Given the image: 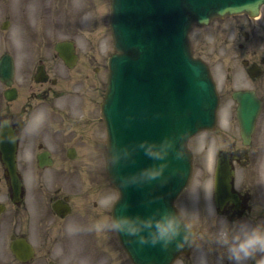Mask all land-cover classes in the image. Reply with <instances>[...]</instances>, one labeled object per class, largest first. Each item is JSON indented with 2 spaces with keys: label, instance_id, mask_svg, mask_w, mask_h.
<instances>
[{
  "label": "flooded vegetation",
  "instance_id": "flooded-vegetation-1",
  "mask_svg": "<svg viewBox=\"0 0 264 264\" xmlns=\"http://www.w3.org/2000/svg\"><path fill=\"white\" fill-rule=\"evenodd\" d=\"M56 1H53L54 5L52 7H58L59 10V7L64 6L65 3ZM16 2L18 3V1ZM19 2H22L19 5L22 14L21 26L18 24L17 27V29L21 27L19 37H23L25 40L22 39V42L31 48L21 53L22 62H25L23 67L31 71V76L29 79L18 81L15 73L11 86H7L0 81V117L13 118L16 121L17 129H23L26 120L37 110L43 109L47 113V119L36 133L20 135L14 144L0 143V264H40V262L56 264L54 260L50 259L48 241L41 238L43 240L40 247L32 237L33 234L30 231L32 229V211L37 212L38 209L33 208L32 210L29 206V200L32 202L30 205L34 204L35 207L33 193L40 195L42 191V198L38 201L45 202L46 200V212L51 210L52 214L61 223H64L65 218H60L53 209V204L62 198L57 194L60 188L53 189L51 196V190L43 182L47 176L46 170H51L49 174L54 177L66 176L79 171L80 168L77 167L76 170L74 166H84V164L88 166L94 161L92 167H97V164L104 163L107 144L105 135H102L105 128L99 111L102 96L97 94L98 81L96 78V75L101 73L102 64L101 66H94L97 62V55L90 52L89 55L83 56L77 49L75 42V47L64 49L68 57L67 60L59 55L56 46H54L52 53L51 48L43 42H35L37 45L31 46L33 43L31 39H35V35L36 38L44 39V36H46L44 34L48 33L42 30V27L49 26L47 20L41 24L43 22L41 12L44 13L48 9L44 8L41 2L36 5V8H33V4H29L28 0H19ZM31 10L33 18L36 19L35 26L27 20V13ZM15 12L18 13L16 9ZM44 18L47 19V15L45 17L44 14ZM228 18L230 19L228 20ZM61 21L64 23V19H61ZM10 23V20L3 21L2 29L6 27L8 29ZM212 24H215L211 33L212 38L221 42L225 53L217 56L218 65L210 59L202 58L208 63L217 86L220 99L219 114L222 108L230 103L231 108L235 111L234 117L237 122L239 106L237 93L250 92L261 102L256 128L251 136L250 143L246 144L244 142L240 124H238L239 121L235 125L234 120L223 119V127L229 133H225L224 136L219 128V120L214 130L205 131L206 136L208 135L205 139L207 153L209 152L211 137H214L215 143L220 141L228 145L231 143L228 148L226 146L217 148L213 157L209 158L214 164L212 167V189H215V167L222 160L221 162L224 165H231L235 170L233 189L238 194V200L224 202L223 205L217 208L219 213L229 220L241 216H248L254 220H264V196L262 191L264 183V133L258 135L256 131L258 122L264 114V16L251 18L246 14L234 15L213 19L208 26ZM65 26L66 28L71 27L70 24ZM88 27V30L81 32L75 30L74 35L81 33L82 36L84 34L90 37L95 32L96 26L92 28L93 26L89 24ZM40 34L41 36H39ZM49 37L48 34L47 38ZM69 37L73 39V37ZM35 41L37 40L35 39ZM48 52L51 53L50 56ZM10 54L15 63V70H17L19 59L17 60L13 52H10ZM73 58L75 62H73ZM103 67L105 70L104 64ZM57 70L63 72V74L56 72ZM74 74L79 75L77 80L80 86L85 88L88 85L89 97L83 94L86 89H76L79 85L72 88V85L76 84L73 79ZM65 92L70 93L72 96L76 94L83 95L84 98H88L83 103L88 105L81 107L80 110L82 102L75 105L76 98L73 96L66 99ZM221 118H225L224 115L222 117L221 114ZM236 129L239 133L238 145H236L238 143L236 137L230 134L232 130L236 131ZM262 129L264 130V127ZM67 134H69L68 137ZM13 147L16 148L15 160L17 162V174L21 182L20 189L17 183L14 184L13 177L8 169L10 151L13 150ZM93 148L95 151L93 159L88 160V154L86 160H77L80 149L91 151ZM61 151L64 152L63 155L61 154L62 157L59 155ZM96 158L101 159V161L97 162ZM250 166L259 167L263 170L261 177L260 172L258 173L259 187L262 191L261 203L258 206L250 190L238 188L237 186V178L240 174L243 175V170ZM101 174L105 175L103 168ZM66 196H63V198ZM99 213L96 212L95 215ZM44 223L45 219L43 217L38 226L43 227ZM216 227L217 224L214 222V218L209 216L204 232H213ZM201 231L203 232V225ZM196 232L198 231L196 230ZM13 244L16 250L13 249ZM27 246L33 249L32 253L26 249ZM205 247H208L207 243H205ZM196 255L197 249L193 247L189 256H182L181 258H188L186 260H189L190 264H195ZM210 255L214 259L219 257V250L214 249ZM118 263L129 264V260H122Z\"/></svg>",
  "mask_w": 264,
  "mask_h": 264
},
{
  "label": "water",
  "instance_id": "water-1",
  "mask_svg": "<svg viewBox=\"0 0 264 264\" xmlns=\"http://www.w3.org/2000/svg\"><path fill=\"white\" fill-rule=\"evenodd\" d=\"M264 0H111V28L115 52L109 61L107 93L101 104L108 144L118 146L123 166L109 169L120 193L115 204L128 211L148 213L174 208L192 172L189 139L216 124L218 95L205 62L193 55L189 33L194 23L209 24L214 17L247 12L257 16ZM60 48V45L58 46ZM9 59L0 60V78L11 79ZM259 101L242 95L239 119L244 137L254 129ZM188 131L181 177L172 176L176 162L169 157L165 172L152 180L117 187L126 177L153 161L145 142ZM14 167V164L12 165ZM217 190H230V182H217ZM120 240L135 264H170L185 249L140 245L127 235Z\"/></svg>",
  "mask_w": 264,
  "mask_h": 264
},
{
  "label": "rangeland",
  "instance_id": "rangeland-1",
  "mask_svg": "<svg viewBox=\"0 0 264 264\" xmlns=\"http://www.w3.org/2000/svg\"><path fill=\"white\" fill-rule=\"evenodd\" d=\"M16 1H18V3ZM16 1L0 0V56L5 52H13L15 54L17 60L19 59L17 63L16 79L21 81L29 79L31 76V71H28L23 67L25 62H22L23 58L21 53L24 52V50L28 51L31 48L22 42V39L25 40L23 37H19V29H21V27L18 29L17 27L18 24L21 26L20 21L22 19V14L19 9V5H21L22 2H19V0ZM53 1L54 0H28L29 4H33V8H36V5L40 4L41 2L42 6L48 9V11H44V13L41 12V17H43V22L41 24H43L46 20L49 24V26L42 27L43 31L48 32L47 34H44L46 35L44 36V39L36 38V35L34 38L37 41L30 38L33 40L31 46H36L37 44L35 42H43L45 45L51 48L52 53L57 42L71 39L69 36L73 37L71 40L75 41L77 49L83 56L90 52L95 53L97 55V62L94 64V66H101L102 64L101 73H98L96 78L98 81L97 94L103 96L105 94L108 78L107 61L108 57L114 52L113 38L110 29L111 0H57L56 2L61 1L62 3H65L64 6L59 7V10L58 7H52L54 5ZM15 9L18 11V13L15 12ZM262 12L264 13V7ZM44 14L45 17L47 15V19L44 18ZM27 15V20L33 26H35L36 19L33 18L32 10L29 11ZM61 19H64V23L61 21ZM229 19L230 18H228V20ZM5 20H10L11 23L8 29L6 27L4 30L2 29V23ZM66 24H70L71 27L66 28ZM89 24L93 26L92 28L96 26L95 32L91 34L90 37H87L84 34L82 36L81 33L74 35L75 30H79V32L88 30ZM214 27L215 24H212L211 26H204L202 28L196 26L193 27L191 30L192 32L190 41L196 54H199L203 58L210 59L213 63L218 65L217 56L224 54L225 49L222 47L219 40L212 38L211 33L213 32ZM48 34L50 35L49 38H47ZM39 36H41V34ZM19 40H21L22 43L19 42ZM18 43L20 44L18 45ZM29 44L30 43L28 42V45ZM51 53L48 52V55L50 56ZM103 64L105 65V70ZM56 72L63 74V72L58 70ZM78 77L79 75L76 76L74 74L73 79L76 84H73L72 88L79 85L77 80ZM76 89H86L83 94L84 96L89 97L88 85L85 86V88L79 85ZM73 96L76 98L75 105H77L79 102H82L80 110L82 109L81 107H86L88 105L87 103H83L88 98H84L83 95L79 94ZM73 96L70 93L65 92L66 99H70ZM234 112V109H232L230 103H228L222 108L221 113L219 114V128L222 131L223 136L225 133H228V131L223 127V119L227 118L234 120L235 125L238 122V119L236 122ZM221 114L222 117L224 115L225 118H221ZM257 126V134L260 135L261 133H264V130L262 129L264 127V114L260 118ZM259 128L261 129L260 131ZM230 134L235 136L236 140H238L239 133L237 129L236 131L232 130V133ZM102 135H105V130H103ZM68 136L69 134H67V137ZM207 137L208 135L206 136V132H200L190 142V148L194 153L193 173L188 186L179 196L176 203L179 211L184 213L186 220L198 231V233L202 232V225L204 232L207 218L209 217L206 212L205 200L203 197V189H212L213 186L212 167L214 164L213 161L209 160V158L213 157L217 148L223 146L228 148L231 146V143L228 145L221 141L215 143L214 137H211L208 148L209 152L207 153V149L205 148L207 143L205 142V139H207ZM238 144L239 140L236 145ZM63 153L64 152L61 151L59 155H63ZM94 154V148L91 151H89V149H80L79 154L77 155V160L84 161L87 158L88 160H91L93 159ZM255 157L257 158L258 156ZM96 160L97 162L101 161V159L98 158H96ZM93 163L94 161L88 166H85V164L84 166H74L76 170L77 167H79V171L70 173V175L66 176L61 175L54 177L49 174L51 170H46L47 176L43 182H45L51 190V196L53 194V189L60 188L59 191H57L59 196L68 195L71 198L73 213L66 219V221H64V223H61V221L56 216H54V214H52L51 210L48 211L50 213L46 212V200L45 202L41 200L38 201V199L42 198V191L40 192V195H36L35 192L33 193V202L35 201V207L34 204L30 205L32 202L29 200L30 208L32 210L33 208H36V210L38 209V213L34 210L32 211V229L30 230L33 234L32 237L36 241V244L40 247L41 241L43 239L48 241L50 259L54 260L56 264H119L118 262L126 260V258L130 261L127 253L120 244L117 233H96L94 231L87 230V226L95 219L96 212L102 213L107 211L108 215H111L112 206L119 196L115 188L113 189V192L110 188H106L109 190L108 195L106 194L107 196L98 195L97 192L99 188L94 186L98 184L97 175H99V172L97 169L99 168L98 170L101 171V169L104 168V165L103 163L101 165L99 163L97 164V167H92ZM263 170L259 167L250 166L243 170L244 173L243 175L240 174L241 177L239 176V178H237L238 188L241 187L243 189L250 190L252 192L251 195L255 197L257 206L261 203L262 191L264 196V183L261 191L258 178V173L260 172L261 177ZM102 183H104V180H102ZM98 186L100 187V184H98ZM194 190H198L199 199H197L196 195L192 193ZM29 196L31 198L30 192ZM48 208L50 209L49 204ZM90 211L93 216L91 213H89ZM100 216L105 215L100 214L96 217ZM43 217L45 219L43 227L38 226V224L41 223V218ZM69 226H72L74 229H79L70 232ZM105 237L108 240L110 239L113 241L114 254L107 256L102 255L103 253L100 255L95 254V252L99 253L96 251V249H102L101 247L103 246ZM111 256H113V258H111ZM186 259L188 258H180L175 264H190L189 260ZM40 264L46 263L40 262Z\"/></svg>",
  "mask_w": 264,
  "mask_h": 264
},
{
  "label": "clouds",
  "instance_id": "clouds-1",
  "mask_svg": "<svg viewBox=\"0 0 264 264\" xmlns=\"http://www.w3.org/2000/svg\"><path fill=\"white\" fill-rule=\"evenodd\" d=\"M47 119V113L41 109L34 112L25 122L23 129L16 128V121L8 116L0 117V143L14 144L20 135L36 133ZM188 131L172 133L159 141L147 143L145 154L153 163L150 166L120 177L117 187L122 189L131 183L152 180L160 177L170 164L172 157L176 166L172 176L181 177L182 162L186 157L184 140ZM106 163L109 169L123 166L122 154L118 146L107 145ZM199 199L198 190L192 191ZM206 212L217 224L213 232H196L186 220L184 213L174 208H157L148 213L128 211L129 205L118 204L111 215L95 218L88 226V231L96 233H120L133 238L140 245L150 244L163 249L175 245L176 249H197L195 264H264V220H254L248 216L229 220L222 216L215 201V189L204 188ZM69 226V231H74ZM205 243L208 247H205ZM219 250V257L213 258V249Z\"/></svg>",
  "mask_w": 264,
  "mask_h": 264
},
{
  "label": "bare ground",
  "instance_id": "bare-ground-1",
  "mask_svg": "<svg viewBox=\"0 0 264 264\" xmlns=\"http://www.w3.org/2000/svg\"><path fill=\"white\" fill-rule=\"evenodd\" d=\"M104 192H107V189L106 188H104ZM106 195V194H105ZM104 244H105V248H106V250H108V251H112L113 249H114V246H113V243H112V241L109 239H107L106 237H105V242H104Z\"/></svg>",
  "mask_w": 264,
  "mask_h": 264
}]
</instances>
